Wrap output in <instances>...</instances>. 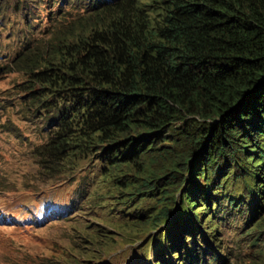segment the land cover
I'll use <instances>...</instances> for the list:
<instances>
[{
    "label": "trees",
    "instance_id": "obj_1",
    "mask_svg": "<svg viewBox=\"0 0 264 264\" xmlns=\"http://www.w3.org/2000/svg\"><path fill=\"white\" fill-rule=\"evenodd\" d=\"M83 1L90 22L26 48L49 134L38 164L99 162L119 225L170 221L148 246L158 264H235L221 229L248 215L239 238L264 264V0Z\"/></svg>",
    "mask_w": 264,
    "mask_h": 264
},
{
    "label": "rangeland",
    "instance_id": "obj_2",
    "mask_svg": "<svg viewBox=\"0 0 264 264\" xmlns=\"http://www.w3.org/2000/svg\"><path fill=\"white\" fill-rule=\"evenodd\" d=\"M84 8L83 0H0V264H158L148 246L170 221L155 220L157 226L134 233L119 225L128 218L119 206L123 198L103 177L99 162L85 160L75 172L49 177L36 159V148L49 134L41 117L45 110L33 103L32 92L42 87L29 82L26 48L45 47L55 35L90 22ZM187 185L175 194L173 217L183 207ZM192 209L197 216L203 208ZM160 210L161 204L150 215ZM247 217L238 218L231 231L221 229L224 243L237 246L227 250L235 264H261L260 248L239 238Z\"/></svg>",
    "mask_w": 264,
    "mask_h": 264
},
{
    "label": "bare ground",
    "instance_id": "obj_3",
    "mask_svg": "<svg viewBox=\"0 0 264 264\" xmlns=\"http://www.w3.org/2000/svg\"><path fill=\"white\" fill-rule=\"evenodd\" d=\"M72 208V207H71ZM73 211H74V209H73Z\"/></svg>",
    "mask_w": 264,
    "mask_h": 264
}]
</instances>
